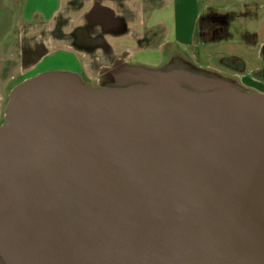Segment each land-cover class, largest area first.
<instances>
[{
	"label": "water",
	"instance_id": "obj_1",
	"mask_svg": "<svg viewBox=\"0 0 264 264\" xmlns=\"http://www.w3.org/2000/svg\"><path fill=\"white\" fill-rule=\"evenodd\" d=\"M107 75L11 90L0 264H264V92L179 58Z\"/></svg>",
	"mask_w": 264,
	"mask_h": 264
},
{
	"label": "crops",
	"instance_id": "obj_2",
	"mask_svg": "<svg viewBox=\"0 0 264 264\" xmlns=\"http://www.w3.org/2000/svg\"><path fill=\"white\" fill-rule=\"evenodd\" d=\"M22 9L26 19H67L80 32L71 37L74 47L99 34L133 59L138 52L121 39L264 85V0H22Z\"/></svg>",
	"mask_w": 264,
	"mask_h": 264
},
{
	"label": "rangeland",
	"instance_id": "obj_3",
	"mask_svg": "<svg viewBox=\"0 0 264 264\" xmlns=\"http://www.w3.org/2000/svg\"><path fill=\"white\" fill-rule=\"evenodd\" d=\"M34 1L44 2L46 0ZM23 24L25 44L24 52L26 53V51H32V49L40 43L44 44L45 48V51L43 52L42 50L40 53L39 59H33L30 57L28 58L25 56L23 80L42 71L71 70L74 67L73 65H75V61L71 59V55L65 53L68 48L75 51L77 57L81 61V68L79 70L80 72L78 73L83 78V80L94 85H104L109 82L107 70L115 64L114 58L125 54L124 50L121 48L117 49L116 47L113 48L110 45V41H105L103 38L97 40L99 45L94 44L93 46L87 45L81 47L75 46L74 48V46H72L73 42H71V37L74 36V27L67 26V19L57 20V22L53 24V20L50 18L43 19V17L34 16L33 19L24 18ZM11 35L14 37V34H10V32H8V34H5V37H3V40H9ZM120 42L125 48H130V50L138 52V56L134 59H129V57H126V61L130 63H142L150 66H163L173 59L179 58L189 61L193 65L200 66L180 55H172L169 52L162 54L158 51V49L140 48L134 42H127L123 39H121ZM14 51L15 49L12 45L10 47L0 46V57H8V59L11 60L9 57H11ZM1 66L2 65H0V70ZM219 72L226 76L232 78L234 77L232 72L226 68H222ZM22 81H18L15 86ZM239 81L242 83V80ZM242 84L247 86L250 90L264 92V85L251 86L246 83ZM1 88L2 85L0 84V90Z\"/></svg>",
	"mask_w": 264,
	"mask_h": 264
},
{
	"label": "flooded vegetation",
	"instance_id": "obj_4",
	"mask_svg": "<svg viewBox=\"0 0 264 264\" xmlns=\"http://www.w3.org/2000/svg\"><path fill=\"white\" fill-rule=\"evenodd\" d=\"M0 6V46L10 47L12 45L15 49L14 53L11 55V57H9L11 60L8 59V57H0V65H2L0 70V84L2 85L0 90V124H2L5 118V108L9 100L10 92L18 81L23 80L25 56L28 58L30 57L33 59H39L40 53L42 50L44 52L45 48L44 44L40 43L37 44L36 47L32 49V51H26V53L24 52V15L22 9V0H0ZM91 21L92 20L88 22L90 23ZM92 27L95 29L98 28L95 26ZM8 32H10V34H14V37L11 35L9 40H3V37H5V34H8ZM75 32H77L76 34H78L79 37V29L74 31L73 35H75ZM98 39H101V36L96 34L93 38L89 37L86 39V41L83 42L81 46H93L94 44H98ZM76 44H78V42H76ZM65 53L71 55V59L75 61V65H73L74 67L71 69V71L80 72L79 70L81 68V61L77 57L76 52L67 48ZM126 57L133 59V57L124 54L122 56L115 57L114 63L120 59L126 60Z\"/></svg>",
	"mask_w": 264,
	"mask_h": 264
}]
</instances>
